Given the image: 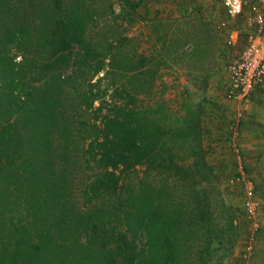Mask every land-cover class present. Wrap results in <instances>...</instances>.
I'll list each match as a JSON object with an SVG mask.
<instances>
[{"label": "trees", "instance_id": "obj_1", "mask_svg": "<svg viewBox=\"0 0 264 264\" xmlns=\"http://www.w3.org/2000/svg\"><path fill=\"white\" fill-rule=\"evenodd\" d=\"M113 6L0 0V264H230L238 215L202 134L213 41L159 18L142 51ZM171 61L191 79L168 98Z\"/></svg>", "mask_w": 264, "mask_h": 264}, {"label": "rangeland", "instance_id": "obj_2", "mask_svg": "<svg viewBox=\"0 0 264 264\" xmlns=\"http://www.w3.org/2000/svg\"><path fill=\"white\" fill-rule=\"evenodd\" d=\"M114 2L115 13L121 12L124 17H130L133 22L128 26V34L136 36L140 41V49L142 51L151 50L152 42L147 39L149 29V23L146 22L147 13L144 9H147L150 5L148 2L153 0H112ZM167 0H155V5H161ZM252 0H242V10L237 13H230L228 8L224 5L223 0H210L212 4L204 6L197 14H190L185 16L186 25L189 27L201 26L206 35L213 41L216 55L213 56L210 65H214V71L211 73L208 92L205 97V105L208 103V94L222 93L226 91V85L229 78L227 70L228 62L236 57L235 54L240 53L242 48L248 41L249 34L252 32L251 15L249 11V4ZM134 6L135 12L132 14L130 5ZM205 17L203 19L201 16ZM142 17V18H141ZM210 17L212 19L209 20ZM184 19V18H182ZM202 20L208 24V26L202 23ZM185 21V20H184ZM194 25V26H193ZM185 27V26H184ZM186 28V27H185ZM232 31L237 34V43L230 45L228 43L229 35ZM210 32L211 36L208 35ZM232 39V37L230 38ZM237 55V56H238ZM18 59V58H17ZM172 69L167 70L163 74V80L169 81L171 78L174 83L169 82V88L165 93L166 97H178L182 91V82L180 79L184 78L185 81L191 79L189 69L184 68L171 61ZM178 78V82L176 79ZM201 79V76L198 77ZM188 84V83H187ZM264 87V86H263ZM244 176V177H243ZM245 178V180L242 179ZM249 180L254 189L253 198L256 201L257 207L255 215L250 217L247 215L242 207V198L244 196V182ZM227 197L233 203L239 222V239L235 251L229 259L230 264H264V179L253 180L249 176L242 173L240 176L229 181L228 187H223ZM250 245H253L252 249H249Z\"/></svg>", "mask_w": 264, "mask_h": 264}, {"label": "crops", "instance_id": "obj_3", "mask_svg": "<svg viewBox=\"0 0 264 264\" xmlns=\"http://www.w3.org/2000/svg\"><path fill=\"white\" fill-rule=\"evenodd\" d=\"M155 3V0L148 2L150 6L144 9L147 23L159 18L181 19L191 13L199 16L201 8L213 2L167 0L162 3L163 7ZM201 17L205 19L204 15ZM232 36H237L235 31L229 35ZM165 81L174 83L172 78ZM180 82L182 87L188 83L184 78ZM207 97L203 111V144L206 159L222 186L228 187L229 181L242 173L253 180L264 179V87L254 90L248 104L229 100L225 93L213 92Z\"/></svg>", "mask_w": 264, "mask_h": 264}, {"label": "built area", "instance_id": "obj_4", "mask_svg": "<svg viewBox=\"0 0 264 264\" xmlns=\"http://www.w3.org/2000/svg\"><path fill=\"white\" fill-rule=\"evenodd\" d=\"M230 13L242 10V0H223ZM252 32L246 45L238 56L233 57L227 64L229 73L225 96L229 100L248 104L251 95L257 87L264 86V0H252L249 4ZM237 41V36L230 39L229 44ZM21 59V56L17 57ZM244 177V176H243ZM245 180V178H243ZM232 181V180H231ZM252 183L244 182L242 207L250 217L255 215L256 201L253 198ZM250 245L249 249H252Z\"/></svg>", "mask_w": 264, "mask_h": 264}]
</instances>
